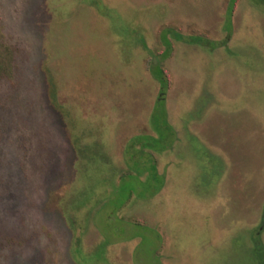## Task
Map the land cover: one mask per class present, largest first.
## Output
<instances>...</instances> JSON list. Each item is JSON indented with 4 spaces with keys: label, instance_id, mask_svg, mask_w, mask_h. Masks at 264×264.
<instances>
[{
    "label": "rangeland",
    "instance_id": "1",
    "mask_svg": "<svg viewBox=\"0 0 264 264\" xmlns=\"http://www.w3.org/2000/svg\"><path fill=\"white\" fill-rule=\"evenodd\" d=\"M230 2L0 0V264H257L264 0Z\"/></svg>",
    "mask_w": 264,
    "mask_h": 264
},
{
    "label": "trees",
    "instance_id": "2",
    "mask_svg": "<svg viewBox=\"0 0 264 264\" xmlns=\"http://www.w3.org/2000/svg\"><path fill=\"white\" fill-rule=\"evenodd\" d=\"M260 1V2H258ZM261 1L263 0H257L258 3H261ZM233 3H234V0H231L228 8L230 11H232V8H233ZM229 17H227V24L229 25ZM180 37V36H178ZM186 40V39H185ZM224 40L222 42L221 45H224ZM157 67H151V72L153 73L154 76H156L158 78V80L160 81V84H161V87L162 89L165 88L168 84V79L166 77V75L164 74V71L163 69L156 65ZM1 66H0V73H1ZM158 106L160 107V111L159 113H162L159 118H160V121L157 122L156 121V116H154L156 114V112L153 113L152 115V125L154 127V129L158 132V134L162 131V129L164 128L165 131H167L169 128L165 122V118H164V111H163V107H162V104H161V101H158L157 102ZM169 131V130H168ZM253 256L255 257V259H257V264H264V246L263 244L261 243V241L257 238V236L255 235L254 236V241H253Z\"/></svg>",
    "mask_w": 264,
    "mask_h": 264
}]
</instances>
